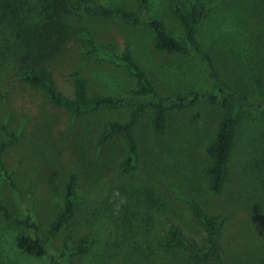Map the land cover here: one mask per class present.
<instances>
[{
	"label": "rangeland",
	"instance_id": "1",
	"mask_svg": "<svg viewBox=\"0 0 264 264\" xmlns=\"http://www.w3.org/2000/svg\"><path fill=\"white\" fill-rule=\"evenodd\" d=\"M93 1L135 11L134 0ZM204 1L206 14L194 36L211 59L216 82L192 53L155 49L142 25L67 16V24L85 28L94 44L128 50L166 105L162 134L151 129L150 107L138 115L132 130L136 156L127 171L121 168L120 135L97 142L109 122L126 120L135 106V85L115 61L84 51L81 41L66 42L47 61L63 96L72 97L71 75L77 73L88 95L123 99L81 113L52 104L41 88L14 73L11 63L0 67V142L8 140L0 152V204L14 220H27H5L0 213V264H215L211 258L193 261L181 247H163L172 227L202 242L204 230L190 202L218 219L224 264H264V0ZM176 2L187 11L186 0H148L145 15L158 18L186 45L173 12ZM12 6L27 21L34 19L32 0H13ZM216 83L261 106L238 112L226 178L213 193L205 148L225 109ZM71 173L76 203L63 226L48 235ZM20 234L42 240L45 254L23 252L16 244Z\"/></svg>",
	"mask_w": 264,
	"mask_h": 264
},
{
	"label": "trees",
	"instance_id": "2",
	"mask_svg": "<svg viewBox=\"0 0 264 264\" xmlns=\"http://www.w3.org/2000/svg\"><path fill=\"white\" fill-rule=\"evenodd\" d=\"M135 11L121 6H105L93 0H32L34 19L26 20V16L18 15L12 6L13 0H0V67L11 63L14 73L33 87L41 88L48 100L59 107L74 113L93 112L103 107H114L121 103V97L103 94H87L84 79L77 73L71 75L72 97L63 96L54 85L51 72L46 68L49 58L66 42L81 41L84 51L102 54L115 61L125 74L132 79L134 90V109L124 121H111L99 136L97 142L102 144L114 134L122 137L125 153L121 168L127 171L132 168L136 156L137 144L133 135V127L137 117L145 107L152 110L151 129L155 134H162L165 125L166 105L160 101L145 71L136 63L128 50L120 52L113 48H102L93 43L88 31L83 27H72L67 24V16L79 13L84 16L99 18H117L129 25H142L152 34V44L157 50L164 52H190L203 67L207 76L215 81L214 67L209 55L195 40V29L206 14L204 0H186L187 11L178 2L173 5L186 45H183L168 33L162 22L155 17H146L148 0H134ZM23 7L22 5H20ZM10 14V16L8 15ZM218 90L223 94L224 111L217 122L213 139L206 145L209 157L206 167L208 187L211 192L218 193L226 178V165L235 138V125L238 112L244 109L259 108L261 104L244 97L233 96L225 92L219 83ZM213 98V96H210ZM197 95L191 101L195 100ZM179 103L181 99H177ZM3 135L5 133L3 132ZM8 140H1L0 152ZM0 168L3 169L1 160ZM9 185L14 187L8 176ZM14 189V188H13ZM75 175L69 174L62 190V203L56 216L47 228V234L58 231L70 217L76 198ZM189 210L204 230L202 242L196 243L185 237L176 227L170 228L164 239L163 247L186 249L193 261L211 258L215 264H224L222 248L218 242L219 221L206 214L195 202H190ZM0 213L5 220L27 224V220H14L7 208L0 204ZM16 244L23 252L34 257L45 254L43 241L20 234ZM82 240L78 251L82 250Z\"/></svg>",
	"mask_w": 264,
	"mask_h": 264
}]
</instances>
